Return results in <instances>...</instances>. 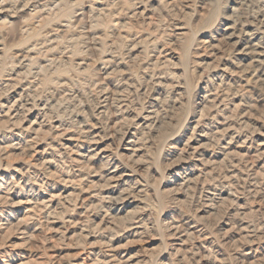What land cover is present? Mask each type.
<instances>
[{"label": "clouds", "instance_id": "obj_1", "mask_svg": "<svg viewBox=\"0 0 264 264\" xmlns=\"http://www.w3.org/2000/svg\"><path fill=\"white\" fill-rule=\"evenodd\" d=\"M28 2L0 31V234L33 250L18 264L78 245L75 264H264V0ZM129 229L155 250L117 254Z\"/></svg>", "mask_w": 264, "mask_h": 264}, {"label": "rangeland", "instance_id": "obj_2", "mask_svg": "<svg viewBox=\"0 0 264 264\" xmlns=\"http://www.w3.org/2000/svg\"><path fill=\"white\" fill-rule=\"evenodd\" d=\"M23 5V6H22ZM24 8V9H23ZM31 8V4L28 2V0H22L21 4L19 5V11L10 13L8 11H4L0 13V31L4 30L10 23L13 22H23L24 19H26V14L29 13V9ZM23 9V11H22ZM175 54V53H173ZM51 55V53H49ZM19 92V89L14 90L9 95L12 98H15L17 96V93ZM30 117H33L34 114L30 113ZM195 125H193L194 127ZM191 133H189L190 135ZM126 139V138H125ZM255 139V137H254ZM264 141V136L259 137V140ZM186 142V138L185 141ZM69 144L74 143V141L69 140ZM183 144H181V147ZM259 146V145H258ZM39 148V146H37ZM254 154V153H253ZM5 163L8 161L5 160ZM14 163L19 164L21 161H14ZM0 171L7 172V169H3ZM125 171H130V169H125ZM125 179H128V177H125ZM116 183H120V181H116ZM63 187V185L61 186ZM116 191V190H115ZM71 195V193H70ZM87 196V193L84 194ZM138 203V201L135 200H128L125 205V212L121 214V217L127 212H131L134 210V206ZM124 204V203H123ZM14 210H17L19 212V219L23 220L26 219L29 213L33 212V209L30 205H27L23 202H17L14 206ZM117 207H121V205H117ZM23 210V211H20ZM15 223V221L13 222ZM56 226H59V222H57ZM72 230V229H70ZM75 234L77 233V229L72 230ZM134 229H131L129 231L124 232L123 236L117 237L116 241L114 242V246L116 247L117 254H124L127 253L128 255H134L137 250L140 248L147 249L150 245L153 246V251L155 250L154 241H150L147 243H134L131 238V233L134 232ZM5 237H7V242L10 244H15L14 247L10 249H5L4 247L0 246V252L9 251L12 253V257L9 258L11 261V264H18V260L20 257H18L16 254L21 253L26 256H31L33 254L32 249H27L24 247L19 246L20 241L16 237L15 234H12V227L10 226L7 232H4L3 234H0V244H2L5 240ZM89 242V250L94 252H99L100 249L95 245L94 241L96 240L95 236H90L86 238ZM247 248H255L258 247L257 245H248ZM259 247H264V242H262ZM222 251V250H221ZM78 252H81V255H83L80 246L78 245L76 248H54L52 252L50 253L51 258L54 260H57V264H73V262L79 261L81 259V255H76ZM76 256V258H75ZM69 261V262H68ZM0 264H3V261H0Z\"/></svg>", "mask_w": 264, "mask_h": 264}, {"label": "bare ground", "instance_id": "obj_3", "mask_svg": "<svg viewBox=\"0 0 264 264\" xmlns=\"http://www.w3.org/2000/svg\"><path fill=\"white\" fill-rule=\"evenodd\" d=\"M23 6V5H22ZM24 9V8H23ZM23 9H22V11H23ZM2 12H4V11H0V13H2ZM195 127V126H194ZM263 137V136H262ZM262 140V139H261ZM114 183H116V181H114ZM107 193H112V192H115V189H112V188H109V189H106L105 190ZM70 193L71 192H68L67 193V195H70ZM51 199H56L55 197H53V198H51ZM127 201L128 200H125L123 203V205H125L126 203H127ZM75 228H72V230H74ZM72 230H70V236H69V239H73L74 238V236H75V233L72 231ZM129 230H131V229H129ZM128 230V231H129ZM135 230V229H134ZM75 258H76V256H75ZM55 260V259H54ZM69 262V261H68ZM75 262H76V260L73 262V264H75Z\"/></svg>", "mask_w": 264, "mask_h": 264}]
</instances>
